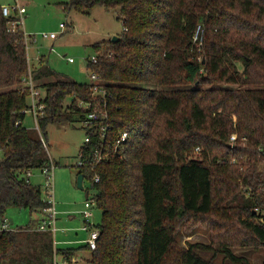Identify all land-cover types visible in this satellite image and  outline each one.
<instances>
[{"label":"trees","instance_id":"obj_1","mask_svg":"<svg viewBox=\"0 0 264 264\" xmlns=\"http://www.w3.org/2000/svg\"><path fill=\"white\" fill-rule=\"evenodd\" d=\"M66 10L120 11L116 42L95 43L105 96L60 76L45 60L32 70L44 88L40 131L24 121L31 69L23 24L0 6V218L29 210L17 232H0V264H53L51 232L33 230L46 207L42 187L26 180L50 163L47 127L107 112L110 158L79 169L102 211L97 248L56 249L85 264H253L234 248L264 249V0H67ZM90 105L80 106V103ZM123 131L128 139L114 147ZM233 134L237 135L232 140ZM112 146L109 148V144ZM98 135L80 150L101 147ZM56 165L58 163L55 161ZM99 177V181L95 179ZM264 213V212H263ZM203 226L208 244L181 246L179 230ZM224 259V260H225Z\"/></svg>","mask_w":264,"mask_h":264},{"label":"rangeland","instance_id":"obj_2","mask_svg":"<svg viewBox=\"0 0 264 264\" xmlns=\"http://www.w3.org/2000/svg\"><path fill=\"white\" fill-rule=\"evenodd\" d=\"M66 1L0 0V6L12 7L17 2L26 4L28 13L22 16V20L23 30L33 40V43L29 44L28 47L31 70L39 65L42 57H45L48 64L60 76L72 78L79 83L90 84L92 79L87 59L95 54L92 46L97 42L108 41L123 32L124 27L119 20L120 11L118 9L106 10L100 5L95 6L88 13L66 10L64 5ZM61 23L66 24L65 29L60 27ZM50 32H57L58 38L51 40L43 37V33ZM69 57H72L74 61L70 62ZM24 124L28 128L36 127L30 112L27 113ZM46 131L49 154L51 159L58 163L54 169L55 200L58 210L56 226L59 229L66 227V232L58 231L54 236L56 241L59 242L56 247L67 248L70 245L65 244V240L86 239L89 233L85 230L80 231L83 227V218L79 211L84 208L87 194L85 190L77 187L78 168L76 166L86 130L82 122L76 120L64 126L50 124ZM3 158L4 153L0 149V160ZM30 180L35 185H41L43 190L46 189L45 176L41 170L33 171ZM6 215L13 220L14 226L26 227L31 221L29 210L23 208L12 207L8 209ZM94 215L95 217L92 220L96 226L102 221V211L95 208ZM39 217V214L32 216L33 219ZM70 217H73V219ZM209 236V231L200 225L190 232L184 229L179 230L176 238L181 246L187 247L190 242L208 244L210 242ZM82 244L84 243L78 242L73 244L72 247H80ZM234 251L237 255L246 256L253 264H264V249L256 250L252 247H239L234 248ZM201 256L203 259L215 264L228 262L223 255L215 257L212 252H201ZM86 257H89L87 250L79 252L78 258L80 260L77 264H85L84 259ZM58 260L61 262V257Z\"/></svg>","mask_w":264,"mask_h":264},{"label":"built area","instance_id":"obj_3","mask_svg":"<svg viewBox=\"0 0 264 264\" xmlns=\"http://www.w3.org/2000/svg\"><path fill=\"white\" fill-rule=\"evenodd\" d=\"M3 14L6 17H18V21H13V29L15 31L16 24L22 23V16L26 13V7L16 4L15 6L9 7V6H3L2 7ZM60 27L62 29L66 28L65 23H61ZM25 32V31H24ZM26 35V32H25ZM27 37V42L29 37ZM44 38H49L51 40H55L58 38V33L57 32H50V33H43ZM68 60L70 62H73L74 59L72 57H69ZM98 61V53H95L90 57V62L92 63H97ZM31 67V66H30ZM91 79L92 82L90 83L91 89L94 95H102L105 96L106 94V89L102 83L101 77L96 74L95 72L91 71ZM23 85L24 89L29 90V107L26 110V114L30 112L33 116L34 122H35V128L40 131V124L39 120L45 116L46 114V107L47 104L45 102L46 98V93L45 89L38 87V83L33 77L32 70L30 69L29 74L23 78ZM86 106L87 108L90 107V105L85 104L84 102L80 103V106ZM107 112L104 111V109H95L92 111H89L86 114V117L82 121V125L86 130V135L84 139L83 144H88L91 142L93 135H98L100 139V143L103 145L101 147L96 148L92 153L86 154L85 150H79V159L77 162V168L82 169L85 167H92L96 166L99 163L106 161L110 158V153L109 151L106 150V147H104V141L106 138H108L107 131L111 129V126L108 125L107 123ZM129 136L128 131H123L120 135V137L116 140L115 148L121 144H123ZM237 138L236 134H233L232 140H235ZM43 143L46 147V149L49 152V146L45 140L44 137H42ZM104 142V143H103ZM112 142L109 144V148L112 146ZM56 163L54 160H50V163L45 165L42 169L41 172L45 176V184H46V189L43 190L42 192L45 196L44 200L46 201V207L43 209L42 215L43 218L36 225V227L33 228V230L39 231V232H51L52 234H55L58 231V227L56 226V221H57V204L55 200V187H54V169H55ZM33 173V170H30L26 174V180L29 182L30 177ZM95 181H99V177L95 179ZM86 182V184H85ZM88 183V184H87ZM84 186L85 190L88 193L87 199L84 202V208L81 211L82 218L84 219V226L83 230L89 232V237L86 240V244L90 247V250H94L97 248V241L100 237V230L95 226L93 223V218H94V209L96 207V201L93 199V194L94 192L90 188V183L84 179ZM256 212H261L263 215V220H264V210L260 208H256ZM95 226V227H94ZM26 227H20V226H14V222L12 219L8 218L7 216L4 218H0V232H17L21 229H25ZM55 245L57 244L56 241H54ZM55 248V255H54V263L53 264H61V262L58 260V257L60 254L56 253ZM65 260V259H64ZM75 260V259H74Z\"/></svg>","mask_w":264,"mask_h":264},{"label":"crops","instance_id":"obj_4","mask_svg":"<svg viewBox=\"0 0 264 264\" xmlns=\"http://www.w3.org/2000/svg\"><path fill=\"white\" fill-rule=\"evenodd\" d=\"M16 4H19V5H22V6H24V7H26V4L25 3H20V2H17ZM26 13H28V11L26 10ZM25 13V14H26ZM25 31V30H24ZM31 43H33V40H31L30 38L28 39V47H29V44H31ZM57 162V161H56ZM79 172V171H78ZM77 175H79V173L77 174ZM78 177V176H77ZM39 186H41V185H39ZM86 191V190H85ZM86 194H87V192H86ZM82 211V210H81ZM81 211H79V214L81 215ZM40 217H39V221H38V223H40V221L42 220V218H43V215H42V213H40V215H39ZM81 217H82V215H81ZM95 217V216H94ZM71 219H73V217H70ZM59 221V220H58ZM37 223V224H38ZM84 219H83V226H84ZM94 223V222H93ZM68 229V228H67ZM72 229H75V230H77L78 228H72ZM58 231H61V232H66V227H63V228H61V229H59L58 228ZM57 231V232H58ZM80 231H83V227H82V229H80ZM85 232V231H84ZM85 233H87V232H85ZM78 234V233H77ZM55 234H52V236H53V246H54V249L55 248H57V249H60V248H58V247H56L58 244H56L55 245V243H54V241H56V238H55V236H54ZM88 237H89V233L87 234V238L86 239H82V238H80V240H65L66 241V243L65 244H68V245H70V247H72V245L73 244H75V243H78V242H81V243H84V244H82V245H86V240L88 239ZM57 243H59L58 241H56ZM82 245H80V246H82ZM70 247H67V248H70ZM81 252V251H80ZM89 253V252H88ZM78 256H79V253L76 255V256H74L73 258H71L70 260H64L63 259V256L62 255H60L59 257H61V262H63V264H77L78 263V261L80 260L79 258H78ZM58 257V258H59ZM83 257H85V255H83ZM87 258V257H86ZM86 258L84 259V260H86ZM75 259V260H74Z\"/></svg>","mask_w":264,"mask_h":264},{"label":"water","instance_id":"obj_5","mask_svg":"<svg viewBox=\"0 0 264 264\" xmlns=\"http://www.w3.org/2000/svg\"><path fill=\"white\" fill-rule=\"evenodd\" d=\"M118 39H119V36H114L112 38V42H116V41H118ZM84 179H85L84 174L80 173L77 177V187L79 189L85 190ZM87 195H88V193H87ZM254 213H256V210L254 211Z\"/></svg>","mask_w":264,"mask_h":264}]
</instances>
